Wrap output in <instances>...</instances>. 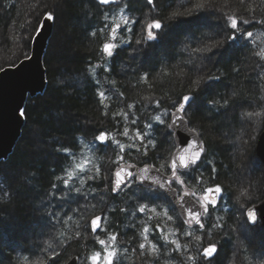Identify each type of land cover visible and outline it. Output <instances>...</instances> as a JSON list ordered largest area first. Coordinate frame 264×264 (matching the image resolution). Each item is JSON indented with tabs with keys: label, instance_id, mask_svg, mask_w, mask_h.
Masks as SVG:
<instances>
[{
	"label": "trees",
	"instance_id": "16d2710c",
	"mask_svg": "<svg viewBox=\"0 0 264 264\" xmlns=\"http://www.w3.org/2000/svg\"><path fill=\"white\" fill-rule=\"evenodd\" d=\"M126 2L127 0H119L115 4L101 6L96 3V0H0V67H6L14 61L18 62L23 59L25 53L30 54L28 38L38 16H42L45 11H54L59 17L54 26L53 35L58 36V41H56L54 54L48 56L49 83L42 93L34 96L37 99V105L35 108L30 106L28 122H24L21 135L8 156L11 158V163L0 165V176L3 175L2 167H6L9 169L7 176L14 180L10 190L12 195L8 198L5 194L0 196L2 199L0 208L9 202L16 203L20 219L32 222L30 225L34 226V235L40 236L38 243L31 247L37 251V255L38 250L43 248L44 242L48 240H51L56 250L60 252V256L53 264H63L72 254H79V264H83L87 254L93 250H100L90 227V220L96 215L104 217L102 225L107 229V232L98 231L96 235L104 239L107 233L116 234L119 250L123 252L127 249L128 251L124 264H141L138 254L132 251L135 245L130 244L129 240L134 232L143 227L141 221H146L143 214H133L138 203H143V201H138L132 192L128 193L127 189L113 194L110 189L105 188L106 181L103 177L109 174V168L114 169L110 162L115 159L119 149L111 141L100 149L92 146V142L99 131H108L113 135L122 132L123 120L118 124L112 114L122 110L129 111L127 104L135 103V108L131 110V118L139 121L135 127L144 129L145 124L153 123L155 131L152 136L158 144L155 149L149 147L147 158L140 156L132 149L130 154L125 153V159L138 165L150 163L159 167L168 155L164 150L167 147L166 140L159 139L157 134L158 127L161 126L156 125L152 120V117L159 111L156 109L155 100L161 99L163 101L161 108H163L169 100L175 99L177 94L186 92L188 87L186 81L182 83L181 78L175 75L178 71H187L183 66L170 68L171 76L163 73L158 75L162 63L161 58H167V63L172 65L179 60L187 59V54L182 56L176 54L177 33L181 30L174 29L172 37L164 44L158 45L154 51L133 52L132 47L122 45L117 50V54L107 64H104L100 47L106 39V34H100L98 31L104 25V12L117 14L119 8L123 7ZM180 2L181 0H177V4ZM133 7L136 9L134 14L140 19V23L135 25L131 35L132 45L135 47V41L140 34V24L144 23L143 14L148 12V8L145 7L144 0H135ZM249 7L256 8L255 19L262 18L264 8L260 7V0H244L243 5L240 0H212V11L214 12L212 19L214 20L223 13L232 12L238 13L245 19H253L252 15L247 12ZM175 10L183 11L179 8ZM93 30H97L95 37L91 35ZM244 30L256 34L264 31V28L253 23L251 27L246 26ZM121 35L125 39L128 38L126 33ZM179 38L182 39V35ZM255 50L241 38L229 50L224 64H217L214 68L209 65L205 68L204 73L218 74L220 71L224 75V78L214 87L207 89L205 94L217 91L223 94L236 88L242 95H247L254 103H258L257 98L264 94V78H261L264 68L257 67L259 60L252 54ZM97 65L101 67H96ZM232 66L238 67L239 72H231ZM103 67H109L111 71L105 73ZM149 70L151 71L149 83L152 87L150 88L148 84H137L139 75ZM61 81L63 84L60 83ZM96 81H99V85ZM112 81H115V85L111 83ZM98 91H105L110 98L104 101L105 104L110 105L109 108L105 109L101 105L97 96ZM119 92H123L124 97H119ZM240 107L244 109L248 108V105L237 104L216 113L209 111L201 101L197 106V111L191 116L190 127H195L206 143L207 154L204 160H212L217 169V175L213 181L210 179L211 166L202 162L201 168L208 181L205 186L220 183L226 190L220 207L211 211V215L205 221L206 227H211L217 216L227 220L225 230L217 231L214 236V239L223 240L215 264H221V252L224 254L226 264H242L244 256L236 235L232 234L230 239L225 235L226 232H230L228 226L235 222L234 214L237 213L236 208H239L236 197L238 189L244 183L242 177L245 175L242 163L246 160L240 156L232 141L235 135L234 129L238 124L237 110ZM105 112H108L107 116L104 115ZM261 121L262 118H258L256 127L262 124ZM116 139L124 144L129 143L127 138L119 135H116ZM170 146L173 147L172 142ZM57 148L70 149L75 153L76 159L73 160L71 156L57 151ZM13 153L15 155H12ZM83 157L92 161L93 171L96 166L100 167L101 179L88 182L79 196L73 190L62 200L53 199L49 195L52 191L51 184L57 182V176H64L65 170H70L72 164ZM198 174L197 171L191 172L188 178L191 180L188 185L189 189H192L195 184L194 178ZM58 183L61 188L56 196L59 197L64 189L62 188L63 181ZM72 183L74 188L80 187L78 179ZM254 185L255 183L253 187ZM92 188H95L94 192L91 191ZM84 193H87L86 197ZM261 194L263 195L262 191ZM259 200L260 196L258 200L254 199L252 202L257 203ZM49 201H51L50 204ZM49 209L61 213L60 221H52L54 227L45 218ZM73 209L77 211L73 212ZM120 209L126 211L121 212ZM170 214L174 216V222H167L165 231L170 228L175 229L183 222L175 208ZM68 216L72 219L65 224L63 221ZM157 222L159 221L153 219L149 223L154 226ZM183 228L186 229L187 225H183ZM77 231H80V236L76 235ZM60 233L63 235L61 236ZM195 234L200 235L201 233L197 230ZM263 234L264 228L262 229ZM156 235L159 234L156 233ZM7 236L5 225L0 223V239L5 245L4 252L0 255L5 257L4 264H8L7 257L10 250L21 247L14 243L11 244ZM179 239L182 244L189 243L188 237L180 236ZM240 239L250 251L264 250V243L260 250H256L244 235H241ZM229 243L231 249L234 248L237 251L236 257L230 254ZM23 248L27 250L29 247ZM192 251L194 252L195 249L193 248ZM187 254L185 253L182 257L179 253H169L172 259L168 261L162 257L159 264H167V262L183 264Z\"/></svg>",
	"mask_w": 264,
	"mask_h": 264
},
{
	"label": "snow or ice",
	"instance_id": "6c2138e0",
	"mask_svg": "<svg viewBox=\"0 0 264 264\" xmlns=\"http://www.w3.org/2000/svg\"><path fill=\"white\" fill-rule=\"evenodd\" d=\"M116 2L117 0H96V3L101 6ZM134 2L135 0H127L124 6L119 8L117 14H111L109 11L104 12V25L98 30L100 34H106V39L100 47L101 59L104 64H107L122 45L132 47L133 52L154 51L158 45L164 44L172 37L174 29L181 30L180 33H177L176 54L182 56L186 53L187 59L170 65L167 63V58L162 57L158 75L163 73L166 76H171L170 68L183 66L187 71L181 70L175 75L181 78L182 83L184 81L188 83L187 90L182 94H177L176 98L169 100L163 108H161L163 101L156 99L155 106L159 111L152 117L156 125L164 127L165 136H172L175 150L170 153L169 158L159 164V167L156 164H144L143 167H139L135 163L125 161L126 152L130 154V150L134 149L140 156L147 158L149 147L155 149L158 144V141L152 136L155 131L153 123L145 124L144 129L135 127L139 122L138 119L131 118V110L135 108V103L127 104L129 111L122 110L112 114L118 124L121 120L124 122L123 131L116 135L127 138L129 143H121L111 132L99 131L94 137L92 146L100 149L111 141L119 149L115 159L110 162L114 166V170L109 168V174L103 177L106 181L105 188L110 189L111 193H119L127 189L138 201H143V203H138L133 214H143L146 221H141L143 227L134 232L129 240L130 244L135 245L132 251L138 254L141 264H159L162 257L170 261L172 257L169 256V253H179L182 257L188 253L183 264H215L223 240L214 239V236L217 231L225 230L227 220L217 216L211 227H206L205 221L211 215V211L220 207L226 190L220 183H211L209 186H205L208 181L201 168L202 162L211 166L212 176L210 179L213 181L217 175V169L212 160H204L207 154L206 143L200 139L201 133L189 125L191 116L195 114L201 101L209 111L216 113L227 110L233 105L247 104L254 110L240 112L241 119L245 121L264 117V94L257 98L258 103H254L247 95H242L236 88L223 94L217 91L206 95V90L214 87L224 78V75L220 71L218 74L204 73V69L209 65L214 68L217 64H224L229 50L241 38L252 49H258L252 54L259 60L257 67L264 68V31L254 34L252 31L244 30L246 26L251 27L253 23L264 28V15L260 19H255L256 8L249 7L247 12L252 15L253 19H245L238 13L232 12L223 13L213 20L212 0H181L178 4L177 0H144L148 12L143 14L144 23L140 24L139 38L136 39L135 47H133L131 35L135 25L140 23L139 17L134 14L136 12L133 7ZM240 3L243 5L244 0H240ZM260 7L264 8V0H260ZM177 8L183 9V11L175 10ZM58 19L59 17L54 11H45L42 16L36 18L33 31L28 38L30 49L40 43V37L47 28L56 26ZM122 33H126L128 38H123ZM91 35L95 37L97 30H93ZM181 35L182 39L179 38ZM118 40L119 43H117ZM55 47L56 42L50 34L41 48L44 57L40 74L41 87H46L49 83L47 77L48 56L54 54ZM32 58V55L25 53L23 59L18 62L14 61L6 67H0V74L6 73L10 69L19 71L26 63H31ZM96 67H101V65ZM230 70L237 73L240 69L232 66ZM103 71L108 73L111 69L103 67ZM150 75V70L144 71L139 75L137 84H148L151 88ZM261 78H264V73H261ZM60 83L63 84V81ZM96 83L99 85V81ZM111 83L115 85V81ZM32 91V89H26V94L16 106V115L25 123L28 122L30 106L35 108L37 105V99L27 94ZM97 96L105 109L110 107L109 104L104 103L106 99H110L105 91H98ZM118 96L122 98L124 93L119 92ZM104 115L107 116L108 112H105ZM178 128L182 129V133L177 132ZM188 133L192 134L191 138L186 135ZM57 151L71 156L73 160L76 159L75 153L68 148H57ZM10 163V157H0V165ZM192 171H197L199 174L194 178L195 184L192 189H189L188 185L191 180L188 178ZM64 176H57V182L51 184L52 191L49 195L53 199L62 200L69 196L73 190L79 196L88 182L101 179V170L99 166H96L93 171L92 161L83 157L73 163L70 170H65ZM75 179L79 180L80 187L74 188L72 182ZM61 180L64 192L58 197L56 193L61 188L58 183ZM91 191L94 192L95 188H92ZM255 191L251 184L239 190L236 200L240 202L242 199L243 202L239 204L238 214H234L236 216L234 224L228 226L230 232L225 234L229 239L232 234L236 235V240L244 253L242 264H264V250L250 251L240 239L243 233L258 225H264V212L261 211L258 204L252 202L254 199L258 200L260 196V193L254 196L253 192ZM11 195V193H5V197ZM84 195L86 197L87 193ZM157 201H163V203ZM173 201L183 210V222L179 227L165 231L167 222H174V216L170 214L174 211ZM50 203L51 201H49ZM72 211L76 212L77 209ZM120 211L125 212L126 210L120 209ZM45 218L54 227L52 221H60L61 213L49 209ZM71 219L72 217L68 216L63 222L67 224ZM153 219L159 221L154 226L149 223ZM103 220L104 217L95 216L90 221L91 232L95 235L100 250L91 251L86 255L85 260L87 264H124L128 257V251L127 249L123 252L119 250L117 235L107 233L104 239L96 235L98 231L107 232V229L101 226ZM183 225H187V228L184 229ZM197 230L201 233L200 235L195 234ZM156 233L159 235L157 236ZM60 235L62 236L63 233ZM76 235L80 236V231H77ZM180 236L188 237L189 243L182 244ZM137 241L139 242L137 243ZM44 244L45 246L38 250V255L37 251L31 247L27 250L23 247L12 248L7 257L8 264H53L60 256V252L56 250L51 240L45 241ZM4 246L3 240L0 239V253H3ZM4 258L3 255H0V264H4ZM75 259L73 258V264Z\"/></svg>",
	"mask_w": 264,
	"mask_h": 264
},
{
	"label": "rangeland",
	"instance_id": "374dc122",
	"mask_svg": "<svg viewBox=\"0 0 264 264\" xmlns=\"http://www.w3.org/2000/svg\"><path fill=\"white\" fill-rule=\"evenodd\" d=\"M119 2V0H117ZM54 27H53V32H52V37L54 41H58L57 38L58 36L54 35ZM61 41V40H60ZM244 110H252V108H242L240 107L237 112L238 116V124L236 128L234 129V136L232 141L235 143L234 146L236 145V150L240 154V156L246 160L243 161L242 163V168H245V175L242 177L243 178V185L240 186L238 189V195H239V190L243 187L246 188L248 187L251 183L253 186V183H255L254 187L256 188L255 192H253V195L255 196L257 193L263 192V195H260V200L264 197V174H263V166L257 157L255 153V144L257 137L260 133V131L263 128L264 124V117H262V124L260 123L259 127L257 126L258 118H253V120L250 121H245L242 120L240 117V112ZM232 112V111H231ZM257 121V122H256ZM193 127V126H192ZM165 129L163 126L158 127V137L161 140H166V145L167 147L164 149L168 155V158L170 156V153L174 151V144L172 141V136H165ZM173 144V147L170 146V144ZM126 162H129V160L125 159ZM114 170V169H113ZM3 171L2 177L0 176V196L4 195L5 193H10V190L13 187V179L11 177H8L9 175V169L6 167H2L1 172ZM129 194L131 192H128ZM8 198V197H7ZM2 200V199H0ZM157 202H163V201H157ZM243 202L241 201L237 204V207H239V204ZM3 206V207H2ZM1 206V211H0V223H3L7 229L8 233V239L10 240L11 244H16L21 247H32L35 246L38 243L39 237L40 236H35L34 235V226H31L30 223L25 220L20 219L19 211L17 209L16 203L14 202H9L6 203L5 205ZM239 208H236V214H238ZM2 218V219H1ZM90 219V218H89ZM88 219V221H89ZM34 223H36V219H34ZM234 221V220H233ZM33 223V224H34ZM104 227L103 225H101ZM262 227L261 225L256 226L255 228L250 229L248 232L243 233L244 237L247 240H250L251 243L254 246V249L260 250V247L263 246L264 243V234L262 235ZM98 233V232H97ZM229 249L230 243H229ZM230 254H232L234 257L238 255L237 251L232 248L230 250ZM4 252V250H3ZM79 255V254H78ZM80 256V255H79ZM35 259V257H33ZM220 263L221 264H226V260L224 259V254L221 252L220 254ZM83 264H87L86 260H84ZM167 264H171L170 262Z\"/></svg>",
	"mask_w": 264,
	"mask_h": 264
},
{
	"label": "water",
	"instance_id": "95a60500",
	"mask_svg": "<svg viewBox=\"0 0 264 264\" xmlns=\"http://www.w3.org/2000/svg\"><path fill=\"white\" fill-rule=\"evenodd\" d=\"M52 32L53 27L47 28L44 34L40 37V43L31 48L29 54L33 57L31 63H26L19 71L10 69L6 73L0 74V157H8L11 154L19 136L21 135L24 121L16 115V106L26 94L25 90L32 89L33 91L27 94L35 96L42 93L45 89V87H41L40 81L44 58L41 48L47 37L50 34L52 35ZM177 132L182 133V129L178 128ZM186 135L190 138L192 137L191 133ZM200 139L202 138L200 137ZM255 153L263 166L264 174V124L256 140ZM138 166L143 167L144 164ZM261 201H264V197L256 204H258L261 211L264 212V203H261ZM173 205L179 217L183 220V210L178 204H175L174 201ZM261 226L264 227V225ZM73 258H76L74 264L80 263V256L78 254H72L63 264H73Z\"/></svg>",
	"mask_w": 264,
	"mask_h": 264
},
{
	"label": "flooded vegetation",
	"instance_id": "af4514ba",
	"mask_svg": "<svg viewBox=\"0 0 264 264\" xmlns=\"http://www.w3.org/2000/svg\"><path fill=\"white\" fill-rule=\"evenodd\" d=\"M121 237V236H120ZM161 262V261H160Z\"/></svg>",
	"mask_w": 264,
	"mask_h": 264
}]
</instances>
